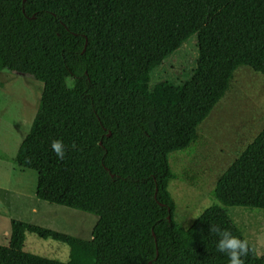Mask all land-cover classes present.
<instances>
[{"label": "trees", "instance_id": "obj_1", "mask_svg": "<svg viewBox=\"0 0 264 264\" xmlns=\"http://www.w3.org/2000/svg\"><path fill=\"white\" fill-rule=\"evenodd\" d=\"M194 34L193 78L152 87ZM244 67L264 76V0H0V71L44 87L14 162L37 173L38 199L98 217L90 239L12 220L0 264H227L209 225L245 239L230 210L264 211V130L188 229L169 187L172 158L198 142ZM26 233L69 246V261L26 253ZM249 249L245 264H264Z\"/></svg>", "mask_w": 264, "mask_h": 264}, {"label": "rangeland", "instance_id": "obj_2", "mask_svg": "<svg viewBox=\"0 0 264 264\" xmlns=\"http://www.w3.org/2000/svg\"><path fill=\"white\" fill-rule=\"evenodd\" d=\"M198 60L197 34L151 73V86L162 82L180 84L195 75ZM43 84L33 77L0 71V245L8 246L12 220L90 239L98 217L36 197L38 175L20 168L14 159L29 133L40 107ZM264 130V76L240 68L230 91L199 129L198 142L172 158L177 179L169 187L175 201V219L186 229L215 200L218 180L239 155ZM1 155L5 156L2 158ZM233 221L260 256L264 255V211L233 208ZM24 251L67 263L69 246L26 233Z\"/></svg>", "mask_w": 264, "mask_h": 264}, {"label": "clouds", "instance_id": "obj_3", "mask_svg": "<svg viewBox=\"0 0 264 264\" xmlns=\"http://www.w3.org/2000/svg\"><path fill=\"white\" fill-rule=\"evenodd\" d=\"M50 147L58 159H64L66 146L62 139L52 140ZM209 233H214L218 237L216 249L227 256V264H245V258L250 250L246 239L233 235L231 231L213 224L209 225Z\"/></svg>", "mask_w": 264, "mask_h": 264}]
</instances>
